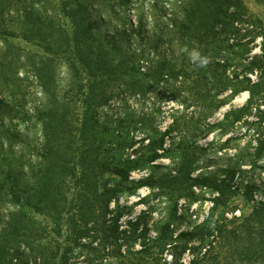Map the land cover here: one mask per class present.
I'll use <instances>...</instances> for the list:
<instances>
[{
    "label": "trees",
    "instance_id": "trees-1",
    "mask_svg": "<svg viewBox=\"0 0 264 264\" xmlns=\"http://www.w3.org/2000/svg\"><path fill=\"white\" fill-rule=\"evenodd\" d=\"M53 4L57 6L56 0H0V264H73V247L82 246L85 238L97 241L93 249L99 264H107L112 256L116 264H264V201L237 227L222 225L232 237L221 240L209 225L174 234L171 223L141 241L139 249L133 247L134 237H120L127 231L120 229V216L113 214L111 204L142 186L166 184L154 175L149 176L152 180L130 176L134 169L159 166L155 162L169 152L168 134L154 128L156 134L144 137L149 140L144 153L134 149V157L124 158L136 139L124 129L123 119L118 125L101 119L103 107L115 99L146 95L164 81L179 79L191 80L202 96L203 115L198 121L226 103L214 105L213 98L228 90L231 97L243 91L250 96L242 107L226 112V118L233 114L240 118L260 106L264 31H248L256 33L253 38L262 36L259 53L252 54L245 37L236 41L248 11L243 1L179 0L180 12L170 17L166 29L174 33L178 50L184 48L181 58L151 56L145 61L117 51L113 38L98 33L84 0H60L54 12ZM62 17L70 20L71 30L61 23ZM18 37L39 45L44 53L23 51L13 41ZM194 52L207 58L206 66L193 61ZM233 55L240 61L249 59L245 68L259 70V78H230L226 68ZM58 58L67 60L73 72L65 93L55 84ZM29 72L45 95L34 111L26 107ZM259 112L264 119V109ZM17 118L39 126L40 143L19 140L21 132L11 125ZM180 141L189 142L187 137ZM16 144L27 146L26 150ZM195 162L190 147L180 151L174 170L166 176L173 191L191 189L193 195L195 185H208L219 193L216 203H226L233 195L230 181L237 169H223V177L194 176ZM108 173L117 178L104 179ZM34 214L48 217L54 227L42 224ZM48 229L58 235L65 229L67 237H46ZM90 235L102 237H86ZM186 253L192 254L187 262L182 257Z\"/></svg>",
    "mask_w": 264,
    "mask_h": 264
},
{
    "label": "rangeland",
    "instance_id": "rangeland-1",
    "mask_svg": "<svg viewBox=\"0 0 264 264\" xmlns=\"http://www.w3.org/2000/svg\"><path fill=\"white\" fill-rule=\"evenodd\" d=\"M59 1L56 0L57 6ZM84 1L90 8L96 31L101 35L109 36L110 39L113 38L111 40L116 43L117 51L122 50L130 55H137L143 61L151 56H165L170 60H177L178 56L181 58L184 48L178 50L174 33L166 29V24L173 19L170 17L180 12L179 0ZM242 1L248 11L243 16L246 21L239 24L242 31L236 35L235 39L237 41L245 37L243 41H249V47L253 48L252 54L259 53L262 36L253 38L256 33H248V31L251 29L257 32L264 31V0ZM56 7L52 5V12L56 11ZM61 23L66 29H72L69 19L62 17ZM13 41L25 52L44 53L39 45L26 41L22 37L14 38ZM232 41L230 43H233ZM235 49L238 47L236 46ZM232 57L233 60L229 62L231 65L226 68L230 78L242 80L246 75L253 80L259 78V70L254 72L245 68L249 59L240 61L236 55ZM72 75L73 72L67 60L58 58L55 84L59 92L65 93L70 90ZM27 76L26 107L34 111L35 106L44 101L45 95L37 85L34 74L29 72ZM84 80L86 81V78ZM73 86L76 91V84ZM198 91L196 84L191 80H169L162 82L158 89L146 95H131L123 101L118 98L112 102L111 106H105L102 109V120L118 125L119 120L123 119L124 129L136 139L134 146L125 150L124 158L128 155L134 157V149L144 153L149 142L148 139L144 140V137L156 134L154 128L161 132L167 131L168 134L165 146L169 152L155 162L159 166L148 168L146 165L140 169H134L130 176L135 180H150L149 176L154 175L156 178L161 177L162 180H166V184L162 181L160 187L142 186L131 194H124L118 204L115 202L111 204L113 214L120 216V229L127 231L126 235L120 237H134V249H139L140 242L146 237H155L158 231L165 230L167 223H171L174 234L193 229L196 225H209L219 232L215 234L219 237L218 240L220 237H232L223 230L222 225L229 228L237 227L264 201V119L260 117L259 112V109H264V102L260 103V106L256 104L240 115V118H236V114L226 118V112L242 107L250 96L249 91H243L231 97V91L228 90L213 98L214 105L221 101L226 103L218 107L209 117L198 121L203 115L202 96L198 94ZM78 105L79 103L77 107ZM141 117L146 120V124L140 122ZM11 125L21 132L19 140L35 145L41 142L39 126H35L32 121L17 118L11 122ZM184 137L189 140L188 143H184L185 146L180 141ZM16 145L19 150H26L27 146ZM186 146L190 147L196 159L194 176L220 175L223 177L226 174L223 169L230 167L237 169L230 181L233 195L226 203H216L214 198L219 193L208 185H195L192 188L193 195L191 189L183 192L173 191V187L169 185L171 182H168L166 176L174 170L177 156L180 151L186 149ZM109 176L117 178L108 173L104 175V179ZM34 215L42 224H47L50 228L54 227L52 220L48 217ZM46 237H67V232L64 229L63 233L58 235L54 232L49 233L48 229ZM82 243H84L82 246L73 247L71 253L73 264H99L93 249L97 246V241L93 242L91 238H85ZM195 243L198 245L199 240ZM125 247L126 245L123 249ZM167 256L170 258V253ZM182 257L187 262L190 257L192 258V254L186 253ZM107 260V264L117 263L113 256L108 257Z\"/></svg>",
    "mask_w": 264,
    "mask_h": 264
},
{
    "label": "clouds",
    "instance_id": "clouds-1",
    "mask_svg": "<svg viewBox=\"0 0 264 264\" xmlns=\"http://www.w3.org/2000/svg\"><path fill=\"white\" fill-rule=\"evenodd\" d=\"M192 59L193 61H198L199 62V66L203 67L206 66L208 63L207 58L205 57H201L199 53H192Z\"/></svg>",
    "mask_w": 264,
    "mask_h": 264
}]
</instances>
